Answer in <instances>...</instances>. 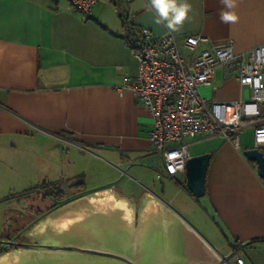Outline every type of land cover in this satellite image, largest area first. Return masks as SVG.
Listing matches in <instances>:
<instances>
[{
  "label": "crops",
  "instance_id": "0c3cea01",
  "mask_svg": "<svg viewBox=\"0 0 264 264\" xmlns=\"http://www.w3.org/2000/svg\"><path fill=\"white\" fill-rule=\"evenodd\" d=\"M188 2L189 19L172 34L207 37L196 53L228 41L235 53L264 45V0H240L233 24L220 21V0ZM149 7L148 0H96L81 13L69 0H0V240L8 225H19L7 234L16 240L51 210L44 185L79 195L113 187L135 201L149 191L173 210L210 220L228 253L237 248L243 264H264V178L243 154L253 146L251 127L240 133V149L220 136L185 139L189 156L210 154L203 196L184 188V173L162 178L161 192L151 186L167 175L149 140L153 117L132 92L116 90L139 71L124 23L168 31ZM200 91L215 101L250 95L221 66Z\"/></svg>",
  "mask_w": 264,
  "mask_h": 264
},
{
  "label": "water",
  "instance_id": "95a60500",
  "mask_svg": "<svg viewBox=\"0 0 264 264\" xmlns=\"http://www.w3.org/2000/svg\"><path fill=\"white\" fill-rule=\"evenodd\" d=\"M244 156L264 178V150ZM210 154L189 156L184 185L205 193ZM0 254V264H229L180 214L145 191L137 201L101 188L65 201L24 230Z\"/></svg>",
  "mask_w": 264,
  "mask_h": 264
},
{
  "label": "built area",
  "instance_id": "2783aa9c",
  "mask_svg": "<svg viewBox=\"0 0 264 264\" xmlns=\"http://www.w3.org/2000/svg\"><path fill=\"white\" fill-rule=\"evenodd\" d=\"M95 1L69 0L81 13H87ZM206 41L202 35L178 41L169 31L156 35L138 27L130 46L139 63L138 74L116 88L119 95L132 92L152 115L149 140L171 177L185 171L186 138L220 136L240 149V133L251 127L252 147L264 149V45L235 53L228 41L196 53L198 44ZM219 66L225 76L235 77L249 89L248 99L215 101L201 93L202 86L212 85ZM228 262L243 264L244 260L234 253Z\"/></svg>",
  "mask_w": 264,
  "mask_h": 264
},
{
  "label": "clouds",
  "instance_id": "9594fccd",
  "mask_svg": "<svg viewBox=\"0 0 264 264\" xmlns=\"http://www.w3.org/2000/svg\"><path fill=\"white\" fill-rule=\"evenodd\" d=\"M220 3L223 5L219 13L220 21L225 24L236 23L239 17L234 10L240 0H220ZM148 4L154 24L167 28L170 33L182 30L192 10L188 0H148Z\"/></svg>",
  "mask_w": 264,
  "mask_h": 264
},
{
  "label": "rangeland",
  "instance_id": "374dc122",
  "mask_svg": "<svg viewBox=\"0 0 264 264\" xmlns=\"http://www.w3.org/2000/svg\"><path fill=\"white\" fill-rule=\"evenodd\" d=\"M162 178L167 179L168 181H171L169 176H167L165 174L161 175V178H157V180H155V183H153L154 185H151V186H156L159 192H161L162 185L164 184L163 183L164 181L162 180ZM135 183L138 184L139 186L142 184V183H139V181L135 182ZM130 185L134 186V183L131 182ZM66 195H69V194H66ZM65 196H64V199H65ZM178 200H179V202L177 201V199L174 201V208L178 203L184 202L181 199V197ZM25 202H27V201H24V203ZM20 205L21 204H18V206H20ZM185 207L186 208H184V209H187V208L189 209L190 203L186 202ZM175 210L176 211L178 210L177 213L180 214L188 223H190L216 249V251L219 254H221V255L228 254L229 247L226 244V239L223 237V235H221L218 228L210 220L206 221L205 218L200 217V216L195 217V216L189 214L188 210L184 211V210H181L178 208H176ZM22 211H23L22 212L23 215H26L27 212H25L24 210H22ZM201 215H203V214H201ZM17 226H19V225H8L7 228L5 229L6 230L5 233H4V229H3L4 235H7L8 232H10V231H14V229Z\"/></svg>",
  "mask_w": 264,
  "mask_h": 264
},
{
  "label": "trees",
  "instance_id": "16d2710c",
  "mask_svg": "<svg viewBox=\"0 0 264 264\" xmlns=\"http://www.w3.org/2000/svg\"><path fill=\"white\" fill-rule=\"evenodd\" d=\"M125 30L127 31V39H128V43L131 44L132 40H134V32H136L137 28L136 26H133L131 24L129 25H125ZM81 183V182H79ZM179 183V182H178ZM182 185H184L183 183H181ZM44 184H42L43 186ZM71 187H78L77 184H71ZM44 187L46 189H44L43 194L49 198H51L53 200V205L50 207V209H53L54 207H56L57 205L68 201L76 196H78L80 193L79 192H73V193H68L69 195L64 194V192L62 191V189L58 186V185H49V186H45ZM184 188L187 190V188L184 185ZM77 190V189H76ZM188 191V190H187ZM189 192V191H188ZM190 193V192H189ZM191 194V193H190ZM66 195V196H65ZM65 196V199H64ZM67 197V198H66ZM63 198V199H62ZM62 199V200H61ZM4 239H6V241H12V237L10 235H6L3 237ZM17 240V239H16ZM14 241V240H13ZM253 242V241H252ZM14 246H11L9 244V242H2L0 240V254L10 248H13ZM237 250V248H233L232 249V253L234 254V252Z\"/></svg>",
  "mask_w": 264,
  "mask_h": 264
},
{
  "label": "flooded vegetation",
  "instance_id": "af4514ba",
  "mask_svg": "<svg viewBox=\"0 0 264 264\" xmlns=\"http://www.w3.org/2000/svg\"><path fill=\"white\" fill-rule=\"evenodd\" d=\"M9 244H10L11 246H14V244H12V243H10V242H9Z\"/></svg>",
  "mask_w": 264,
  "mask_h": 264
}]
</instances>
